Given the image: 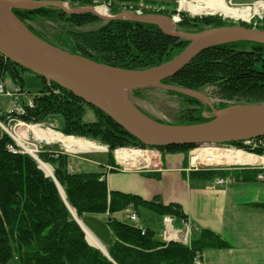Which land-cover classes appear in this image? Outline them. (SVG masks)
I'll use <instances>...</instances> for the list:
<instances>
[{"label": "trees", "instance_id": "obj_1", "mask_svg": "<svg viewBox=\"0 0 264 264\" xmlns=\"http://www.w3.org/2000/svg\"><path fill=\"white\" fill-rule=\"evenodd\" d=\"M56 1L68 2L74 8L92 6L91 0ZM13 13L23 23H28L34 16H56L54 18L67 27L69 40L68 47L58 48L120 69L141 71L161 66L189 44L166 35L154 25L113 21L86 29L101 20L91 14L69 16L59 9L47 8L32 12L13 10ZM175 14L178 13L175 11ZM181 18L178 26L188 33L231 26L218 17ZM27 26L35 35L56 47ZM260 28L264 30V27ZM25 72L30 71L0 55V83L6 89L17 86L22 92ZM35 76L41 79L43 87L31 94L32 107L23 105L25 112L20 116L23 122L43 124L59 119L61 127L58 130L64 135L91 141L98 139L110 150L123 146L144 148L102 111L90 107L57 84ZM163 83L197 92L213 87L221 100L219 109L237 104H264V45L236 42L210 48ZM168 94L179 97L186 108L179 116L182 122L178 125L211 120L204 117L205 107L198 100L171 91ZM87 106L95 117L88 123L83 121ZM1 119L4 120L5 116ZM10 145L15 142L0 131V264H8L15 257L20 264H204L205 252L231 248L209 230L192 235L188 245L158 240L157 233L163 231L162 218L171 217L174 222L185 219L178 204L165 206L159 197L148 202L135 195L109 192L104 173L75 172L69 168V155L44 146L38 157L53 168L66 201L77 217L82 219L89 214L106 217L111 236L103 243L110 260L87 242L54 180L46 177L32 156L11 153ZM230 145L242 147L243 142ZM193 148L195 145L160 149L175 153ZM228 170L206 167L190 171L188 178L204 182H213L220 177L255 181L262 175L252 168H239V173ZM152 176L159 177L158 174ZM128 208L138 215L141 227L129 221L130 217L125 213ZM120 215L122 218L118 217Z\"/></svg>", "mask_w": 264, "mask_h": 264}, {"label": "water", "instance_id": "obj_2", "mask_svg": "<svg viewBox=\"0 0 264 264\" xmlns=\"http://www.w3.org/2000/svg\"><path fill=\"white\" fill-rule=\"evenodd\" d=\"M43 8L59 9L69 16L91 14L105 22L129 21L154 25L166 35L187 41L189 44L174 59L155 68L141 71L115 68L53 46L35 35L13 13V10L36 11ZM175 22L171 17L141 15L131 11H123L115 16H102L97 13L95 7L71 9L67 4L56 0H0V55L46 79L47 82H53L71 92L90 107L102 111L145 147L154 149L187 145L218 147L264 137V104H237L221 110L212 107L213 118L208 122L171 125L151 119L130 101L128 91L147 86L164 87L167 91L203 100L200 92L166 85L163 82L174 77L196 56L210 48L236 42L264 45V30L225 26L200 33H186L175 30ZM36 161L41 169V160L36 158ZM44 174L54 180L62 199L69 207L54 173ZM69 209L83 229L72 209L70 207ZM93 247L111 260L108 252Z\"/></svg>", "mask_w": 264, "mask_h": 264}, {"label": "crops", "instance_id": "obj_3", "mask_svg": "<svg viewBox=\"0 0 264 264\" xmlns=\"http://www.w3.org/2000/svg\"><path fill=\"white\" fill-rule=\"evenodd\" d=\"M142 1L171 5L178 0ZM20 96V105L31 101L24 102ZM90 152L98 157L82 153L75 157L80 165L72 166L69 159V167L75 172L104 173L109 192L135 195L148 202L159 197L165 206L178 204L185 219L174 222L179 229L175 230L177 238L181 233V237L188 240L200 230H209L231 245L230 249L205 252L204 264H264V178L233 180L226 186H214L212 182L188 178L189 172L196 168L193 169L187 152H150L151 163L138 159L129 167L122 166L116 159L114 162L108 160V150ZM136 163L142 164V168L134 167ZM86 165L94 170L86 171ZM157 174L158 178L152 176ZM101 225L106 232L100 241L108 242L110 230L105 223Z\"/></svg>", "mask_w": 264, "mask_h": 264}, {"label": "rangeland", "instance_id": "obj_4", "mask_svg": "<svg viewBox=\"0 0 264 264\" xmlns=\"http://www.w3.org/2000/svg\"><path fill=\"white\" fill-rule=\"evenodd\" d=\"M91 1H92L91 7H101V6L106 7L109 16H115V15H118L119 13H121L123 11H129V10L131 12L136 13L135 10L136 9L139 10L142 6L141 4L144 3L143 14H141V15H146L144 13H150V15H163L166 17L175 18L176 22L174 23V29L177 31L186 32V33H188L186 31V29H183V28L178 26L182 20V18H181L182 16H186L189 18L218 17L219 19L225 21L228 25H231V26H244V27L246 26L247 28H253V29L255 28V29H259V30H262V28H260V27H264V12L261 15L254 16L250 21L245 22V21H241V20H233V19L224 18L221 15L194 16L186 10L181 9V11H179V9L181 8L180 7V1L181 0L176 1L175 3H173L171 5H164L163 3H158V2L156 3V2L142 1V0H133V1L91 0ZM258 1L264 3V0H226L227 4L231 7L253 6ZM61 2H63V1H61ZM63 3L67 4L68 7H70L71 9L80 8V7L74 8L68 2H63ZM47 9H54V8H47ZM175 11L178 14H175ZM54 17H56V16H54V15H53V17L34 16L32 19H30L28 21V23H24V24L26 26L29 25L33 31H35L36 33L45 37L46 39L50 40L52 43H54L56 45V47L58 46V47L66 48L69 46V40L67 37L68 29L64 25V23L59 22L57 20V18H54ZM103 23H106V22L101 21V23L97 24L96 26H93V27L89 26L86 29L97 28V27L101 26ZM23 77H24V84H23L24 90L22 92L18 91L19 88L17 86L16 87L15 86H9V87H7V90L16 94V95H21L20 96L21 99H23L24 102H27L29 100H32L31 94H34L35 92H39L41 90V88L43 87V82L41 81V79H39L38 77H36L34 74H32L30 72H25L23 74ZM214 91L215 90L213 87H207L204 89V91L200 92L204 99L203 100L202 99H200V100L196 99L202 105H204L205 111L203 114H204V117H206L207 119L213 118V115H212L213 113H212V109H211L212 107L215 110H221V109H219V105L221 104V100H220V98L217 97V95H215ZM168 93H169V91H167L164 87L160 88V87H155V86H147V87H142V88L130 90V91H128L127 95H128V98L130 99V101L143 114L150 117L151 119L162 122V123H166V124L178 125L179 123L182 122L180 120L179 116L186 111V108H185V105H183V101L179 97L169 95ZM10 101H12L11 98H7L5 96H0V111L2 113L6 112V110L8 108L7 106H9ZM94 118L95 117H94L93 110L89 106H87L85 108L83 121L87 122V123L92 122L94 120ZM54 120L55 121H51V122L43 123V124L26 123L27 125L30 126L29 128H27V127L25 128V129H27L26 133H24L26 138H29L32 142H36V141L39 142L38 144L41 145L42 147L48 146L49 149H54L55 151H60V152H63L65 154L69 155L70 163L72 164V166H74V165L77 166L78 164L80 165L79 161L75 160V157H79V155L82 154L81 152L80 153H66L65 149L59 144L47 145V143L40 142V141L35 139L33 133L31 132V129H30L33 126H40L42 129L48 128V129H53L55 131L60 132L58 130V127H61V123H60L59 119H54ZM5 127L7 129H9V127L7 125H5ZM20 128H22V127L19 126V127L15 128L13 126V130L16 131L17 133H18ZM10 129H9V131H11ZM0 131H2L3 133H6L2 127H0ZM92 141H94L98 144L101 143V142L99 143L98 139H95ZM102 145H104V144H102ZM104 146H107V145H104ZM202 147H205V146H195V148L191 149L190 151H187V153L190 154V156H189L190 161H192V157L194 156L196 150L199 148H202ZM218 147L219 148L233 147L235 149L243 150L244 152H247V153L256 155L258 157L264 158V137H262L258 140L256 139V140L243 142L242 147H235V146H231V145H227V146H221L220 145ZM122 148L127 149V148H134V147H132V146L131 147H127V146L124 147L123 146V147H118L114 150H110L108 147V149H107L108 150V155H107L108 158L107 157L106 158L112 162L117 160L121 163V161L117 158L116 152ZM137 149L149 150L151 153L163 151L160 148L155 150L154 148L145 147V146L142 149L141 148H137ZM85 155L88 157H91V158L98 157L94 152H88V153H85ZM32 158H34V157H32ZM34 159L36 160V158H34ZM152 159H153V156L150 157V161H149L150 163L152 162ZM137 165H139V166H137ZM133 166L136 168L138 167L139 169L142 168V164H138V163H136ZM133 166H131V167H133ZM143 166H144L143 168H145V166H147V164L143 165ZM213 167H216V166H213ZM243 167L244 168L257 169L258 171L262 172V175H260V178L261 177L264 178V163H261L258 165H253V166H251V165H246V166L229 165V166H227L226 165V166H223L220 168H225L227 170L228 169H234V171H235L234 173H239V168H243ZM202 168H206V167L203 166L202 164H199V162L193 165V169H195V170L202 169ZM85 170L86 171L87 170L92 171L94 169L91 168V165H86ZM72 211L75 212L73 209H72ZM70 212H71V210H70ZM75 215H76V213H75ZM76 217H77V215H76ZM118 217L122 218L121 215ZM78 219H80V218H78ZM80 220L83 221V223L94 233L95 237L98 238L100 241V238H102L104 232H106L104 227L101 225L102 223L106 224V217L102 216V215H97V214H95V215L89 214V215H85L84 218H82ZM165 221H166L165 218L161 219L163 231L157 233L156 238L158 240H162L163 235H167V237L169 235L167 232L168 229H167V225H166ZM172 227L176 231L179 230L178 227L174 223H172ZM183 233H186V232H183ZM176 234H177V232H176ZM180 234L178 237V241L180 243L188 245L190 243V238H188V242H186V238L181 237ZM188 237H189V235H188ZM175 239H176V237H175ZM103 242L104 241H102L101 243L106 247V245ZM106 249H107V247H106ZM9 264H20V261L17 257H15L14 259H12L9 262Z\"/></svg>", "mask_w": 264, "mask_h": 264}, {"label": "bare ground", "instance_id": "obj_5", "mask_svg": "<svg viewBox=\"0 0 264 264\" xmlns=\"http://www.w3.org/2000/svg\"><path fill=\"white\" fill-rule=\"evenodd\" d=\"M180 7L183 10L190 12L194 16L202 15H221L224 18L241 20L248 22L254 16L261 15L264 12V3L256 2L253 6L246 7H231L226 0H181ZM99 15L109 16L106 7H95ZM36 140L48 144H59L65 151L69 153H80L89 151L106 150L107 146L98 144L94 141L77 138L74 136H67L61 132L53 129H42L40 126H33L30 128ZM27 129L20 128L18 131V139H25ZM230 144H225V146ZM156 150V149H155ZM150 151L136 150L132 148L118 150L117 158L121 162L134 164L138 159L150 161ZM193 164L199 162L202 165H258L264 163V158L244 152L243 150L229 148H219L215 146H205L196 150L192 157ZM41 169L47 175H53V169L49 164L41 161ZM210 167V166H207ZM223 167V166H221ZM75 214V212H74ZM89 244L101 248L107 252L106 247L95 237L94 233L78 219ZM167 225L169 231V238H177L172 226Z\"/></svg>", "mask_w": 264, "mask_h": 264}, {"label": "built area", "instance_id": "obj_6", "mask_svg": "<svg viewBox=\"0 0 264 264\" xmlns=\"http://www.w3.org/2000/svg\"><path fill=\"white\" fill-rule=\"evenodd\" d=\"M141 8L138 10L136 9L135 12L137 14H143V8H144V3L141 4ZM130 11V10H129ZM175 19V18H174ZM0 96H5L7 98H11L12 102L11 104L8 106L7 110L5 113H2L0 111V127H2L5 132L12 138V140L15 142V145H10L8 146V149L11 153L13 154H28L34 158H38V153L40 152V150L43 148L41 145H39L36 140V142H32L29 138H25V139H18V133L16 131L13 130V126L15 128L17 127H27L29 128L30 126L27 125L26 123H24L21 119L20 116L24 115V107L22 105H20L18 103V95L8 91L2 83H0ZM28 106L32 107L33 103L29 102L27 103ZM2 116H5V119L2 120ZM5 125H7L9 127V129L11 131H9V129H7L5 127ZM34 141V140H33ZM123 149V148H122ZM120 149V150H122ZM139 150V149H136ZM142 151H149V150H142ZM153 151V150H152ZM118 152V151H117ZM116 152V153H117ZM122 165H126L124 162H122ZM233 180L230 178H216L212 184L214 186H226L228 183L232 182ZM126 213L129 215L130 217V221L136 225H139V218L137 216V214L135 212H133L130 208H128L126 210ZM165 222L166 225L169 224V226H172L173 220L170 217H166L165 218ZM168 226V227H169ZM168 229V228H167ZM173 229V227H172ZM174 230V229H173ZM168 234L169 231H167ZM176 234V231H173ZM142 234H144V231H142ZM186 238V237H185ZM187 239V238H186ZM164 240L168 241L169 240V235L167 237V235H164ZM187 242V241H186ZM200 264V263H198Z\"/></svg>", "mask_w": 264, "mask_h": 264}, {"label": "flooded vegetation", "instance_id": "obj_7", "mask_svg": "<svg viewBox=\"0 0 264 264\" xmlns=\"http://www.w3.org/2000/svg\"><path fill=\"white\" fill-rule=\"evenodd\" d=\"M222 146H225V145H222Z\"/></svg>", "mask_w": 264, "mask_h": 264}]
</instances>
